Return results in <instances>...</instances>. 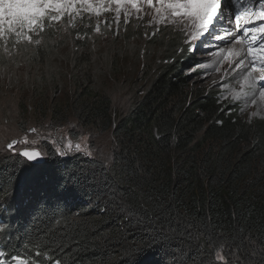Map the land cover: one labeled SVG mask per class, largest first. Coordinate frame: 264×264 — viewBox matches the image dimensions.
<instances>
[{"label":"trees","instance_id":"16d2710c","mask_svg":"<svg viewBox=\"0 0 264 264\" xmlns=\"http://www.w3.org/2000/svg\"><path fill=\"white\" fill-rule=\"evenodd\" d=\"M49 31L29 52L35 65L46 59ZM164 49L123 113L88 75L74 77L69 97L40 92L33 110L21 104L20 131L32 119L52 129L74 122L91 136L109 132L112 143L100 158L61 156L44 142L45 161L31 165L0 149L4 256L28 264H213L215 249L232 264L237 256L260 264L252 253L264 251V118L247 120L239 102L191 87L192 54L176 37Z\"/></svg>","mask_w":264,"mask_h":264},{"label":"rangeland","instance_id":"374dc122","mask_svg":"<svg viewBox=\"0 0 264 264\" xmlns=\"http://www.w3.org/2000/svg\"><path fill=\"white\" fill-rule=\"evenodd\" d=\"M222 2L226 5L224 12L232 19V24H229L228 19L220 17L208 30L195 38L190 33L197 30L186 19L168 17L160 20L156 17L155 10L149 9L147 5H142L140 12L125 6L129 8L126 18L123 10L117 16L113 5L109 11L99 15L81 12L71 23L67 16L53 23L51 31L46 33L47 54L43 64L35 65L31 61L30 51L34 50V44H22L17 49L13 46L15 37H9L6 43H0L1 151L8 150L6 145L18 139L19 145L15 147L17 152L30 146L38 148L45 156L42 143L48 142L66 153L90 152L91 156L107 158L112 143L109 132L91 136L74 122H69L60 129H52L47 122L43 121L40 125L34 119L28 121L25 130L20 131L21 104L24 103L33 110L35 105L32 104L40 92L54 99L69 97L74 88V77L88 75L89 84L94 89L110 94L115 114L128 111L133 105L135 94L138 93L139 98L145 91L150 75L148 70L165 58V43L174 37L182 46L188 47L192 54L193 60L187 64L185 71L191 87L213 88L222 93V100L239 102L242 116L247 120L264 118V98L259 95V85L264 84V80L260 78L264 77V72L260 71L258 64L255 69L251 64L246 68H236V64L247 53L252 34L249 33L243 43L214 38L216 35H223L230 27L234 30L235 12L243 11L244 7L258 10L259 5L256 0ZM97 26L100 27V32L95 30ZM44 35L41 33L36 37L33 34L34 38H40L41 41ZM240 35L243 36V32ZM259 42L258 40L253 46L258 47ZM237 44L241 45L240 49ZM5 47L7 52L4 51ZM219 48L224 49V54L229 48L243 51L241 56L225 60L224 54L217 52ZM82 61L85 63L82 64ZM232 63H236L235 67L230 68ZM242 72L246 75H241ZM249 73L250 81L245 83V77ZM253 82L257 84L256 88L251 86ZM39 85L43 91L38 90ZM76 144H80V151L76 150ZM5 152L11 153L10 150Z\"/></svg>","mask_w":264,"mask_h":264},{"label":"snow or ice","instance_id":"6c2138e0","mask_svg":"<svg viewBox=\"0 0 264 264\" xmlns=\"http://www.w3.org/2000/svg\"><path fill=\"white\" fill-rule=\"evenodd\" d=\"M256 2L259 5L258 10H250L244 7L243 11L235 12L233 14L235 20L234 30L230 27L223 35H216L214 38L226 42L235 40L236 43H243L245 42L244 38H247L251 33L247 53L236 64V68H246L248 64H251L255 69L258 64L260 71L264 72V0H256ZM113 5L117 16L123 10L126 18L129 15V8L125 6H130L136 12H140L141 6L147 5L149 9L155 10L156 17H159L160 20L168 17L186 19L191 22L192 28L197 30L190 33L193 38L208 30L214 21L220 17L228 19L229 24H232V19L224 12L226 5L222 0H0V43H6L9 37H15L13 46L17 49L22 44L25 46L33 44L41 46V39L34 38L33 34L39 37L41 33L45 32L46 27L50 28L53 23L61 21L65 16L71 23L81 12L99 15L101 12L109 11ZM156 17H153V19H156ZM46 21L49 22L48 25H46ZM95 30L100 32V27L97 26ZM241 32H243V36L240 35ZM258 40L260 41L258 47H254L253 45ZM4 51H8L7 47L4 48ZM242 51V49L238 51L229 48L224 54L223 48L218 49L219 53L224 54L225 60L241 56ZM250 78L251 73L245 77V83H249ZM260 79L264 80V77ZM251 86L256 88L257 84L253 82ZM259 95L264 98V84L259 85ZM32 131H35V129ZM18 143V140H12L6 147L11 150V154L23 158L22 165H31L33 162L44 159V153L38 148L28 146L22 151H15L14 146ZM24 143L27 142L24 141ZM69 148H71V145H69ZM75 148L80 151V144H76ZM57 152L61 156L66 155L60 149H57ZM88 155L90 156L91 153L89 152ZM237 249H239V246H237ZM37 255L39 256L40 253H37ZM252 255H260V264H264V251L259 254L253 252ZM228 256V252L222 255L221 251L214 249L213 264H220V262L222 264H232V260L228 259ZM16 259L19 260V264H26L22 258L17 257ZM54 264H61V261L56 259ZM236 264H240L238 256Z\"/></svg>","mask_w":264,"mask_h":264},{"label":"bare ground","instance_id":"6f19581e","mask_svg":"<svg viewBox=\"0 0 264 264\" xmlns=\"http://www.w3.org/2000/svg\"><path fill=\"white\" fill-rule=\"evenodd\" d=\"M240 47H241V45H239V44H237V48H239L240 49ZM233 48H234V46H233ZM236 49V48H235ZM218 52V51H217ZM236 64V63H235ZM235 64L234 63H232V65H231V67L230 68H233V67H235ZM229 71H231V69H229ZM235 71V70H234ZM242 71H243V69H242ZM210 73V72H209ZM231 73V72H230ZM232 74V73H231ZM243 74V72L241 73V75ZM244 75V74H243ZM246 75V74H245ZM244 75V76H245ZM209 76V75H208Z\"/></svg>","mask_w":264,"mask_h":264},{"label":"water","instance_id":"95a60500","mask_svg":"<svg viewBox=\"0 0 264 264\" xmlns=\"http://www.w3.org/2000/svg\"><path fill=\"white\" fill-rule=\"evenodd\" d=\"M15 140H18V139H15ZM17 145H15L14 148L17 147ZM44 161H45V157H44V159H42L40 161L33 162V164H40V163H43Z\"/></svg>","mask_w":264,"mask_h":264}]
</instances>
